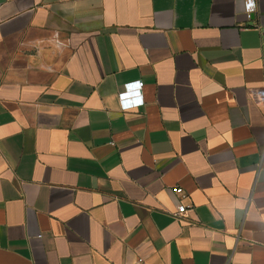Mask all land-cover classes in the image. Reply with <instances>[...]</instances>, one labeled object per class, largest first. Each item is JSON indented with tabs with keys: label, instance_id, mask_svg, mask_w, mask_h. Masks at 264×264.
<instances>
[{
	"label": "crops",
	"instance_id": "0c3cea01",
	"mask_svg": "<svg viewBox=\"0 0 264 264\" xmlns=\"http://www.w3.org/2000/svg\"><path fill=\"white\" fill-rule=\"evenodd\" d=\"M245 1L0 0V264H264Z\"/></svg>",
	"mask_w": 264,
	"mask_h": 264
},
{
	"label": "built area",
	"instance_id": "2783aa9c",
	"mask_svg": "<svg viewBox=\"0 0 264 264\" xmlns=\"http://www.w3.org/2000/svg\"><path fill=\"white\" fill-rule=\"evenodd\" d=\"M256 8V0H246L245 1V10L248 16H251V13ZM144 86V82L142 80H136L127 82L124 85L122 91L119 92L118 97L121 104V109L123 111H131L135 108L143 106L145 104L144 95L142 92V88ZM176 193L184 195L183 188H175ZM189 208L185 204H180L177 207V211L174 214L175 217L179 218L182 215L188 212ZM142 262V259L140 260Z\"/></svg>",
	"mask_w": 264,
	"mask_h": 264
}]
</instances>
